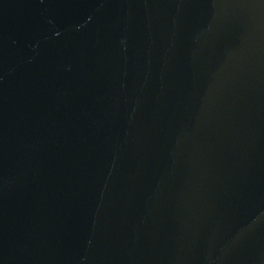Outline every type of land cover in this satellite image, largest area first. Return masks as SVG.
<instances>
[{
	"label": "water",
	"instance_id": "water-1",
	"mask_svg": "<svg viewBox=\"0 0 264 264\" xmlns=\"http://www.w3.org/2000/svg\"><path fill=\"white\" fill-rule=\"evenodd\" d=\"M0 264H264V0H0Z\"/></svg>",
	"mask_w": 264,
	"mask_h": 264
}]
</instances>
